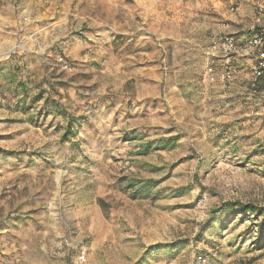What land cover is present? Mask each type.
I'll return each instance as SVG.
<instances>
[{"label": "rangeland", "instance_id": "1", "mask_svg": "<svg viewBox=\"0 0 264 264\" xmlns=\"http://www.w3.org/2000/svg\"><path fill=\"white\" fill-rule=\"evenodd\" d=\"M28 1L0 0V264H26L27 255L37 264H201V255L203 264H264V236L257 239L252 213L243 221L210 214L225 201L264 207V78L249 86L255 61L241 51L232 65L235 85L223 95L208 85L218 83L221 68L205 77L202 49L212 39L209 23L226 10L238 19L220 37L233 36L244 49L264 28V0H118L113 11L102 0H32L41 4L34 22ZM157 3L170 5L165 16L181 12L177 21L162 19L170 30L153 36L164 50L162 78L175 82L180 103L170 111L162 88L166 108L157 109V123L135 131L122 73L103 75L97 65L81 71L68 51L86 38L82 19L105 20L116 34L111 22L127 5L150 34ZM12 74L27 77V104L40 79L51 77L76 135L63 138L65 119L54 109L45 115L42 101L28 114L16 108L22 95L13 91ZM133 131L137 137L125 142L123 132ZM122 176L153 180L150 195L122 191Z\"/></svg>", "mask_w": 264, "mask_h": 264}, {"label": "crops", "instance_id": "2", "mask_svg": "<svg viewBox=\"0 0 264 264\" xmlns=\"http://www.w3.org/2000/svg\"><path fill=\"white\" fill-rule=\"evenodd\" d=\"M17 0H15L16 2ZM103 4L101 7H105L109 11L117 10L118 5L120 4L118 0H102ZM138 4V3H136ZM217 5V2L213 3ZM41 5L36 1L26 2V9L28 14H33V11ZM60 5V4H59ZM140 6H147V4H138ZM162 3H157V10L153 11L152 18H157L156 21H151L153 19H147L149 22L147 25L148 31L150 34L146 35L143 33L140 28L141 25L138 20L135 19L137 12L134 11V8L130 5H127V11H123L118 14L117 17H113L111 24L116 30V34L108 32L105 28V20H96V24L93 22H88L85 19L80 21L79 30L86 36L84 42H79L76 46H71L68 53L72 58L79 59V70L94 72V66H99V72L103 75H108L109 73H122L121 89L123 91V97L127 101L125 108L131 112V116L127 117L126 120L131 123V129L135 131H140L137 129V125L153 120L157 123V109L166 108L162 106V101L160 97L162 94V88L164 90V95L166 96L169 105L171 106L170 111H174L175 104L180 103L178 97L179 92H177V86L175 82L171 79L163 80L161 73V57L164 55L163 48H160L159 42L157 45L154 42V35L157 34L165 35L169 27H165L166 23L162 19H179L180 10H174L170 16H165L164 11H166L170 5L166 7L160 6ZM50 8V5L48 6ZM125 7V6H124ZM104 10V9H103ZM50 11V10H49ZM54 14L53 12H51ZM115 13H117L115 11ZM37 15L39 13H34L32 22L36 21ZM146 18L145 16H142ZM238 16L230 11L226 10L222 18L216 19L215 22L209 23L211 25V40L206 45L203 46V57H204V76L209 75L207 73V66L211 64L214 68H221L223 59L220 58L215 50L212 49V44L221 36V33H225L223 29H228L232 26L233 22H236ZM151 22V23H150ZM151 24V25H150ZM247 56V55H246ZM239 59V56L234 55L231 58V67L234 61ZM218 76V75H217ZM235 70L233 80L230 86H234L235 79ZM116 80V79H115ZM206 80V78H205ZM219 83V84H218ZM213 83L210 87H216L221 90L223 95L225 92H228L229 89H224L220 84ZM134 109V112L131 109ZM135 113V114H133ZM137 113H145L140 114ZM61 117L60 115H57ZM145 119V121L140 122V120ZM73 119L66 117L64 120L66 126L67 122ZM86 123L90 122L89 118L85 119ZM61 124V123H60ZM123 132V137L125 142H131L133 138L137 137L136 132ZM26 264H37V259H34L30 255H27ZM25 258V259H26ZM30 260V261H29ZM19 264H25L23 260ZM41 264H44V261L41 260ZM45 264H48V261H45Z\"/></svg>", "mask_w": 264, "mask_h": 264}, {"label": "trees", "instance_id": "3", "mask_svg": "<svg viewBox=\"0 0 264 264\" xmlns=\"http://www.w3.org/2000/svg\"><path fill=\"white\" fill-rule=\"evenodd\" d=\"M256 32L258 34H261L264 36V28H256ZM12 57V56H11ZM10 57V58H11ZM12 59V58H11ZM13 60V59H12ZM18 63L15 62L14 60L12 61V71H16L18 68ZM16 76H13V74L10 77V81L15 82ZM52 78L49 77H42L39 81V85L36 87L38 88V91L33 95V97L30 99L31 103H26V99L29 97V87H28V81L27 77L24 76V78H19L16 80L13 86V91L17 92V95L21 94L22 97H20V100L16 102V108L19 106H22L20 109L25 111L26 114L29 113L31 109L34 108V106L42 101V104L40 106V110L44 111L45 115L49 113L50 110L54 109L56 115H60L62 119L69 118V114L67 115L64 109H62L61 104H59L57 98H59V94L55 91L54 84L55 82L51 81ZM57 84L64 85V82H56ZM19 93V94H18ZM57 97V98H56ZM39 111L36 112V114H39ZM37 121V120H36ZM35 121V122H36ZM71 122L68 121L66 126L64 127V131L62 134L63 138L67 137H73L76 135V133L72 130ZM125 138L127 136H124ZM169 140L166 141V143L162 144L161 147L166 148L169 145ZM148 148L145 147L143 148V152H147ZM6 150L0 148V153L5 152ZM143 152H138V153H143ZM120 185L119 187L122 189V191L129 190L131 191L132 195H142V197H148L149 194V189L150 186L154 184L153 180L149 179L144 182H136V180L122 176L119 178ZM98 204L100 205L101 208L105 209L107 207V204L104 202L103 199H98ZM211 215L218 214L220 212L225 213L232 219H238L239 221H243L246 219L245 213L250 212L252 213L251 220L255 221L256 224H254L255 229L253 230L256 235L257 239L262 238L264 236V207L257 206L253 203L250 202H240L237 200L233 201H225L222 202L218 207H214L210 211ZM241 215V216H238ZM260 218V219H259ZM223 223L220 222V227H222ZM205 227V226H204ZM203 229V228H202ZM177 248H182L183 246L180 245V243H177ZM162 246H149V249H155L159 248Z\"/></svg>", "mask_w": 264, "mask_h": 264}, {"label": "built area", "instance_id": "4", "mask_svg": "<svg viewBox=\"0 0 264 264\" xmlns=\"http://www.w3.org/2000/svg\"><path fill=\"white\" fill-rule=\"evenodd\" d=\"M212 49L215 50L217 55L223 59L218 79L223 88L227 87L233 80V70L231 67V58L234 55L244 51L248 56L254 58V65L251 66V77L249 79V86L254 89L259 80L264 78V36L261 34H253L248 39L246 47L241 48L237 40L230 35L222 36L212 44ZM61 60V59H60ZM213 66L209 64L207 66V73L213 72ZM203 255L198 257V260L202 261ZM78 259L82 261L84 259V251L80 252Z\"/></svg>", "mask_w": 264, "mask_h": 264}]
</instances>
